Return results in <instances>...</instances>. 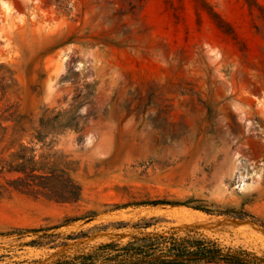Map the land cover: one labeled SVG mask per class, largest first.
Segmentation results:
<instances>
[{
    "label": "rangeland",
    "instance_id": "rangeland-1",
    "mask_svg": "<svg viewBox=\"0 0 264 264\" xmlns=\"http://www.w3.org/2000/svg\"><path fill=\"white\" fill-rule=\"evenodd\" d=\"M188 230L264 264V0H0V264Z\"/></svg>",
    "mask_w": 264,
    "mask_h": 264
},
{
    "label": "trees",
    "instance_id": "trees-1",
    "mask_svg": "<svg viewBox=\"0 0 264 264\" xmlns=\"http://www.w3.org/2000/svg\"><path fill=\"white\" fill-rule=\"evenodd\" d=\"M40 186L47 189L48 198L60 201H77L81 187L71 179L67 180L60 191L45 183L47 176H41ZM158 204L185 205L205 213L226 214L243 218L252 216L240 209L229 208L213 211L202 205H191L190 201H169L166 199L141 200L127 203L126 206H146ZM157 221L156 217L133 223L135 228H147ZM263 261V259L261 260ZM262 264L249 259L248 252L242 247H226L199 231L188 230L183 235L176 232L168 234H144L134 236L125 243L108 241L101 243L91 252L79 253L57 260L54 264Z\"/></svg>",
    "mask_w": 264,
    "mask_h": 264
}]
</instances>
